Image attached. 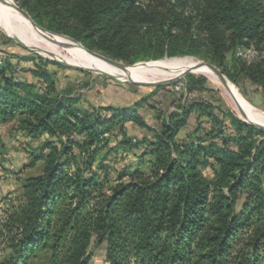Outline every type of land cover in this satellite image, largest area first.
Returning <instances> with one entry per match:
<instances>
[{
  "label": "trees",
  "instance_id": "1",
  "mask_svg": "<svg viewBox=\"0 0 264 264\" xmlns=\"http://www.w3.org/2000/svg\"><path fill=\"white\" fill-rule=\"evenodd\" d=\"M139 1L13 0L39 27L111 60L204 58L230 82L243 76L264 94L259 2ZM25 59L36 63L31 82L0 59V123L56 142H44L34 158L41 173L23 180L22 202L0 225L11 253L0 264H34L41 253L46 264H89L91 246L103 243L107 264H264L263 131L206 102L159 117L156 131L138 113L145 100L104 107L106 116L81 111L76 99L54 93L46 69L55 63ZM193 78L185 77L190 93ZM192 114L208 127L182 137ZM128 123L152 136L132 144ZM114 134L135 159L115 177L107 163ZM74 148L83 160L71 170Z\"/></svg>",
  "mask_w": 264,
  "mask_h": 264
},
{
  "label": "rangeland",
  "instance_id": "2",
  "mask_svg": "<svg viewBox=\"0 0 264 264\" xmlns=\"http://www.w3.org/2000/svg\"><path fill=\"white\" fill-rule=\"evenodd\" d=\"M256 1L260 3L261 8L264 10V0ZM139 2L142 3L144 0ZM59 36L67 37L64 35ZM246 54L247 57H251L253 53L248 52ZM29 56H36L56 64L49 65L46 69L51 74L54 93L76 99L78 101L76 107L81 111L101 113L106 116L103 112L104 107L125 108L133 105L136 101L145 100L144 107L140 108L138 113L146 124L151 127L152 131L159 129V117L166 116L177 111L180 106L193 102L212 104L216 108L219 107L221 110L231 113L241 121L243 119L228 101L223 91L205 76L193 74L194 78L191 82L196 89L191 93L186 90L185 78L173 85L159 87L165 88L163 90L155 91L157 88L120 82L112 77L94 73L88 69L84 70L85 68L69 66L48 52L34 46L22 44L17 38L9 36L0 27V59L8 58L10 60L15 67L14 78L17 80L32 81V72L35 70L36 63L25 59ZM190 58L195 59L197 62H206L204 58ZM121 62L131 66L128 63ZM201 78L205 80L204 83ZM229 83L238 89L246 102L264 115V94L259 87L253 85L243 76H239L236 83L230 81ZM196 117L195 114L190 116L187 127L181 133L182 137L191 134L198 125L202 127L207 125L208 127L205 119L198 120ZM151 130L141 129L132 123L125 125L126 138L132 144L143 138L151 137ZM123 137V135H112L111 147L115 149L111 151L107 163L113 177L135 160L131 157L132 152L120 147ZM47 141L56 142L55 139H51L46 135L38 138L27 136L20 129L17 122L0 123V225L5 220L7 211L12 210L22 202L21 184L23 180L41 173L43 164L40 161L34 163V158L41 154L42 146ZM133 152L136 153V151ZM73 154L75 162L71 163V170L76 165L79 166L83 160V156L76 148L73 149ZM33 163L34 165H32ZM204 175L207 178L211 177L209 170ZM105 248L104 243L102 245L93 244L90 248L92 258L89 264H107L105 261ZM10 256L11 253L7 246L0 243V263L8 260ZM46 263L47 254L45 253L39 254L34 262V264Z\"/></svg>",
  "mask_w": 264,
  "mask_h": 264
},
{
  "label": "bare ground",
  "instance_id": "3",
  "mask_svg": "<svg viewBox=\"0 0 264 264\" xmlns=\"http://www.w3.org/2000/svg\"><path fill=\"white\" fill-rule=\"evenodd\" d=\"M0 2V27L22 44L37 47L54 55L65 64L88 69L94 73L112 77L120 82L150 83L174 78L190 69L194 74L210 79L219 87L233 105L236 112L251 123L264 126V115L256 111L239 93L238 89L227 82L223 86L219 79L206 67H196L198 62L190 57L162 59L143 62L120 69L88 55L81 44L67 37L35 28L31 22L13 8L12 0Z\"/></svg>",
  "mask_w": 264,
  "mask_h": 264
},
{
  "label": "water",
  "instance_id": "4",
  "mask_svg": "<svg viewBox=\"0 0 264 264\" xmlns=\"http://www.w3.org/2000/svg\"><path fill=\"white\" fill-rule=\"evenodd\" d=\"M0 2L4 3V1H2V0H0ZM12 2H13V0H12ZM13 8L16 11H18L21 15H23L25 18H27L35 28H37L39 30H42V31H46L45 29H43V28L39 27L37 24H35L32 21V19L30 18V16L25 11L21 10L20 8H18L14 4V2H13ZM85 50L88 53V55H90L91 57H94V58H96V59H98L100 61H103L104 63L109 64L111 66H114V67H117V68H120V69H124L127 66V65L123 64L122 62L111 60V59L106 58V57H104L102 55H99L97 53L91 52V51H89L87 49H85ZM140 64H144V63L141 62ZM201 66L206 67L212 74H214L219 79L220 83L223 86H226L227 82H229V80L222 74V72L219 69H217L216 67H214L213 65L208 64L206 62H198L196 67H201ZM78 68H80V67H78ZM84 70H86V69H84ZM190 74H194L193 70L187 69V70L183 71L181 74H179L178 76H176L174 78H169V79H165V80H162V81H156V82H150V83H132V84H136V85H139V86H148V87H153V88L166 87V86H170V85L175 84L176 82H178L179 80L185 78L187 75H190ZM242 121L244 123H246L247 125H250V126H252V127L264 132V126L251 123V122L247 121L245 119V117H244V119H242Z\"/></svg>",
  "mask_w": 264,
  "mask_h": 264
}]
</instances>
